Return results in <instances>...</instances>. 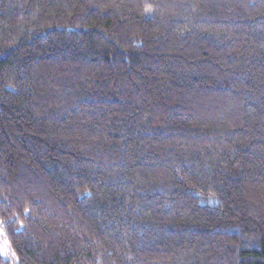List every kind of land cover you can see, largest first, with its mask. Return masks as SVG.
Returning a JSON list of instances; mask_svg holds the SVG:
<instances>
[{"label":"trees","instance_id":"1","mask_svg":"<svg viewBox=\"0 0 264 264\" xmlns=\"http://www.w3.org/2000/svg\"><path fill=\"white\" fill-rule=\"evenodd\" d=\"M0 264H264V0H0Z\"/></svg>","mask_w":264,"mask_h":264},{"label":"rangeland","instance_id":"2","mask_svg":"<svg viewBox=\"0 0 264 264\" xmlns=\"http://www.w3.org/2000/svg\"><path fill=\"white\" fill-rule=\"evenodd\" d=\"M0 252L5 259L10 260L11 262L15 261V256L9 246V243L4 235L2 226L0 225Z\"/></svg>","mask_w":264,"mask_h":264}]
</instances>
